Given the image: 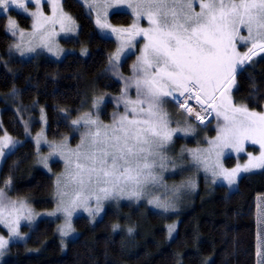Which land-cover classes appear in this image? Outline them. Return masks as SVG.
<instances>
[{"label": "snow or ice", "instance_id": "6c2138e0", "mask_svg": "<svg viewBox=\"0 0 264 264\" xmlns=\"http://www.w3.org/2000/svg\"><path fill=\"white\" fill-rule=\"evenodd\" d=\"M30 2L37 5V11L29 13L34 17L33 37L38 35L39 46L52 51L48 41L54 29L50 32L46 25L59 22L63 31L65 21L71 24L72 18L63 12L58 21L45 17L39 10L40 0ZM12 7L28 12L26 0H0V11L8 13ZM127 7L133 10L137 21L142 15L146 16L151 27L143 29L134 22L132 30H126L129 39L109 62L111 64L112 60H116L117 65H113V68L118 67L120 51L125 46H131L135 35L142 34L148 41L138 57V63L133 65L137 99L132 101L124 97L125 113L119 119L114 117L111 125H103L98 116L94 118L91 112L73 120L72 124L77 129L80 125L84 128L76 150L68 149L66 143L51 146L66 164L62 189L59 188L61 181L58 179L59 195L65 196L67 193L64 189L69 187L77 195V199L63 209L69 218L81 203L85 210L93 214L87 204L93 197L97 203L95 211L99 212L103 200L125 196L139 199L149 185L161 184L162 172L169 167L167 146L174 133L183 131L187 135L195 130L190 124L184 128L169 127L168 114L163 110V105L167 103L164 97H172L189 113L192 108L187 107L188 101L194 98L199 104H209L218 117H223L224 123L218 126L216 140L209 141L211 148L207 150L208 156L196 151L191 153L193 162L203 165L205 171H211L214 177L223 176L231 185L235 183L237 172L264 168V114L249 111L246 106H233L227 93H222L220 104L216 106V93L228 75L236 72L238 64L251 59L257 49L264 51V0H203L201 11L195 15L184 11V0H130ZM97 23L101 27H108L99 19ZM239 25L245 26L248 31V37H241V40L251 41V47L242 56L236 51L234 43L239 34ZM8 27L15 35V20L9 18ZM112 31L116 32L117 29L113 28ZM23 36L20 33L21 39ZM15 47L23 56L21 45L16 44ZM28 51H34V48L29 47ZM128 86L131 84H126L125 92ZM176 91L179 96L173 95ZM180 97H184V100L181 101ZM97 106L98 102L94 101L93 108ZM197 118L203 123L199 115ZM244 141L259 144L260 155L250 157L243 169L237 166L228 171L218 162L213 166V153L220 155L219 150L227 147L243 151ZM10 143L6 137L0 146V158L5 156L4 148ZM10 183L8 180L0 188V223L5 224L13 236L23 239L19 233L20 220H31L32 211L25 201L8 199L6 188ZM189 186L194 187V184L190 182ZM63 203L61 199V205ZM149 203L165 211L173 208L169 201L161 202L159 198L149 200ZM69 231L70 220L65 228H61L60 234L66 236ZM173 231L174 226H170L169 234ZM8 244L9 240L0 237V255H3L2 250ZM257 256L264 257V244L258 246ZM257 264H264V259H258Z\"/></svg>", "mask_w": 264, "mask_h": 264}, {"label": "trees", "instance_id": "16d2710c", "mask_svg": "<svg viewBox=\"0 0 264 264\" xmlns=\"http://www.w3.org/2000/svg\"><path fill=\"white\" fill-rule=\"evenodd\" d=\"M63 7L79 29L76 40L68 42L75 47L74 53L59 61L14 60L11 66L0 63V91L18 88L22 103L43 107L50 138H60L70 130L69 122L82 111L91 85L99 91L120 92V83L104 72L115 42L98 34L77 0H64ZM9 15L22 27H29V18L15 11ZM111 22L127 25L131 17L118 12L111 15ZM11 42L6 17L1 16V54H6ZM128 61L126 58L124 66ZM232 82L236 103L263 110L264 51L248 59L224 88ZM1 121L0 135L5 130L24 138V128L14 110L3 109ZM34 157L33 143L25 140L4 159L1 184L10 180V196L29 197L37 209H50L53 178L34 165ZM258 195H264V169L243 176L233 192L224 185H200L174 212H161L146 204H121L108 208L94 222L77 217L74 227L78 234L65 248L56 235L55 223L42 220L26 244L11 247L4 264H235V214L245 213ZM170 226H174L171 235Z\"/></svg>", "mask_w": 264, "mask_h": 264}, {"label": "rangeland", "instance_id": "374dc122", "mask_svg": "<svg viewBox=\"0 0 264 264\" xmlns=\"http://www.w3.org/2000/svg\"><path fill=\"white\" fill-rule=\"evenodd\" d=\"M63 1L64 0H40L39 10L43 12L45 17L55 18L58 21L61 12H63L68 14L73 21L71 24L65 21V30L63 31L61 30L59 22L54 25L51 23L46 25V28L50 32L54 29V34L50 36L48 41L52 51H48L47 48L39 46L40 40L38 35L35 38L33 37L34 17L29 15V13L37 11V5L35 3H31L30 0H26L28 12H24L23 10L15 7H12L8 13L0 11V17H6V33L12 38V42L6 54L3 55V61L0 63L11 66V60L27 61L31 59H50L59 61L68 54L74 53L76 51L75 47L68 44V42H71V40H74L77 37L79 29L72 15L64 9ZM77 1L82 5L84 12L92 18L98 34L103 38L111 39L115 42L116 47L111 53L109 61L112 57L117 55L118 49H121L122 45L125 44V41L129 39L126 30H132L134 22L138 23L139 27L143 29L151 27L146 16L142 15L137 21L133 10L127 7L130 0ZM202 2L203 0H184V11L191 15H195L201 11L200 4ZM11 11H15L29 18V27H22L16 18L9 15ZM118 12L128 13L131 16V23L127 25L112 23L111 15ZM9 18L15 20L17 24L15 35L12 34V31L8 27ZM97 19H99L102 24L108 25V27H101L97 23ZM238 27L239 34L235 38L234 43L236 44V51L242 56L243 53L247 52L248 48L251 47V41L247 40V42H245V40H241V37H248V31L243 25H239ZM69 28L71 29L70 31L67 30ZM113 28L117 29V31L113 32ZM20 33L24 34L23 39H21ZM147 42L148 41L145 40L142 34L135 35L134 39L131 40V46H125L123 50L120 51L118 67L113 68V65H117L116 60H112L111 64L110 62L108 63L104 72L111 75L118 83H120V92L116 94L109 91H99L91 85L89 87V98L86 99L82 111L78 112V115L73 117L71 123L69 122L70 130L60 138H50L47 136V120L43 107L37 103H33L28 106L22 103L18 88H14L5 93L0 91V128H2V110L6 108L14 110L24 128L23 139L16 138L5 130L0 135V146L3 145L6 137L11 141L9 146L4 148L5 156L0 158V171L4 159L25 140H30L35 148V157L33 160L34 165L40 170L50 174L53 178V189L51 194L53 206L50 209H37L29 197H12L7 191V188L10 185L6 188V194L9 200L17 202L21 200L25 201L32 211V218L31 220L23 218L20 220L19 233L23 236V239L13 236L12 233L9 232L8 227H6L5 224L0 223V237L9 240L8 246L2 250L3 255H0V264H4L10 257L12 246L16 244H26L32 233L37 228L39 222L42 220H49L55 223L56 235L58 236L62 247L65 248L66 244L76 238L78 234L74 227V221L79 216H84L90 222H94L95 220L101 218L103 213L108 208L113 209L125 203L131 205L146 204L148 207L161 212H174V210H176L178 205L181 203L182 199L189 198L194 193L195 189L200 185L208 187L224 185L230 192H233L237 189L239 180L243 176L260 172L264 169L255 167L250 168L248 171L241 170L236 173L235 183L231 185L223 178V176L214 177L211 171H205L203 165H198L193 162L191 153L196 151L205 157L208 156L207 150L211 148L209 141L216 140L219 132L218 126L223 125L224 123L223 117H218L213 107L209 106V111H207L205 107L206 104H203L202 106V104L197 103V101L193 98L188 101L187 105V107L192 108L191 113H194V111L199 109L200 111L197 112L196 115L208 112V116L203 120V123H201V121L198 122L196 121V117H194L195 120L192 119L193 115L186 111L185 107L177 104L172 97H164L167 103L163 105V110L168 114V119L170 121L169 127L172 129H176L178 126L184 128L190 124L195 130L191 134L187 135L183 131L174 133L172 141L167 146L166 155L168 156L169 167L167 170L162 172L163 178L161 184L156 186L149 185L148 190L139 199H129L125 196L124 198L116 197L103 200L99 212L95 211L97 203L93 197L87 201L88 206L93 210V214H90L89 211L85 210V207L81 203L79 207H76L72 211L70 218L67 216L63 209L68 207L73 200H76L77 195L71 187L64 189L67 193L65 196L61 197L59 195L58 179L61 181L59 188L62 189L66 173V164L65 160L61 158L59 153L53 152L51 146L53 144L66 143L68 149L76 150L81 143L84 128L83 125H80L79 129H77V127L72 124V121L78 119L86 112L93 113L94 118L98 116L103 125H111L114 117L115 119H119V117L125 113L126 105L124 97L132 101L137 99V92L134 83L136 73L133 65L138 63V57L141 56L144 45ZM16 44H20L21 48L24 50L23 56H21L20 50L15 47ZM29 47L34 48V51L29 52ZM258 51L259 49H257L256 52ZM80 53H82V51H80ZM126 58L130 59V61H128L124 66ZM123 66L125 68L124 71L122 70ZM226 80H228V77L223 82ZM230 80L231 79L227 81L224 87L230 82ZM126 84H131V86H128L125 92ZM224 87L220 86L219 91L216 93V106L220 104L222 93H227L233 106H246L244 104H238L234 101V82H232L227 88ZM173 95L179 96V92L176 91ZM180 100L183 101L184 97H180ZM94 101L98 102V106L96 108H93ZM128 107H131V105H128ZM249 111L264 114V109H249ZM60 114L64 115L66 113L64 111H60ZM129 115H131V113H129ZM191 122L195 125H199L200 128L197 129L191 124ZM38 139L39 143H37ZM243 149V151L238 152L232 147L223 148L222 150H219L222 154L216 155L213 153L211 163L214 166L218 162L228 171L237 168V166H240V168L243 169V166L249 162L250 157H258L261 151L259 144H253L250 141H244ZM45 161L47 163V167H45ZM173 164H175L174 170ZM216 170L218 171L219 169ZM157 171L159 172V169H157ZM190 182L191 184H194V187L189 186ZM4 186V184H1L0 179V188H3ZM156 198H159L161 202L166 200L169 201L173 205V208L165 211L163 208L156 207L154 204L149 203V200H154ZM61 199L64 201L63 205H61ZM80 199L82 201L83 197ZM69 220L71 224V231L68 232V235L61 236L60 230L61 228H65L66 223ZM235 224V264H257L258 259H264V257L258 258L257 256L258 246L264 244V195L254 197L249 209L245 213L235 214Z\"/></svg>", "mask_w": 264, "mask_h": 264}, {"label": "bare ground", "instance_id": "6f19581e", "mask_svg": "<svg viewBox=\"0 0 264 264\" xmlns=\"http://www.w3.org/2000/svg\"><path fill=\"white\" fill-rule=\"evenodd\" d=\"M187 95V94H186ZM182 100V99H181ZM206 110L207 111H209V104H206ZM182 108V107H181ZM183 110V109H182ZM205 110V111H206ZM184 111V110H183ZM200 111V109L199 110H197V111H194V113H191L192 115H193V118L192 119H194V117H196V121H199V120H201V119H198L197 118V116L199 115L203 120L208 116V112L207 113H202V114H198V115H196L197 114V112H199ZM195 120V119H194Z\"/></svg>", "mask_w": 264, "mask_h": 264}, {"label": "water", "instance_id": "95a60500", "mask_svg": "<svg viewBox=\"0 0 264 264\" xmlns=\"http://www.w3.org/2000/svg\"><path fill=\"white\" fill-rule=\"evenodd\" d=\"M256 51H257V50H256ZM245 61H246V60H244L243 63H245ZM242 66H243V64H241V65L237 68L236 72H235V73H234L229 79H231L233 76H235V74L241 69ZM227 81H228V80H226L225 82H223V83L221 84V86L224 87V85L227 83Z\"/></svg>", "mask_w": 264, "mask_h": 264}, {"label": "flooded vegetation", "instance_id": "af4514ba", "mask_svg": "<svg viewBox=\"0 0 264 264\" xmlns=\"http://www.w3.org/2000/svg\"><path fill=\"white\" fill-rule=\"evenodd\" d=\"M128 14V13H127ZM131 17V16H130ZM2 53V51H1V49H0V62H2L3 61V54H1ZM13 62H14V60H11V65H13Z\"/></svg>", "mask_w": 264, "mask_h": 264}]
</instances>
